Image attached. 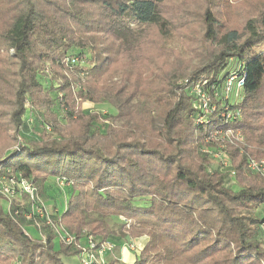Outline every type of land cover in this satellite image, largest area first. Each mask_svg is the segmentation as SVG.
<instances>
[{
    "label": "trees",
    "instance_id": "1",
    "mask_svg": "<svg viewBox=\"0 0 264 264\" xmlns=\"http://www.w3.org/2000/svg\"><path fill=\"white\" fill-rule=\"evenodd\" d=\"M165 1L0 0V165L36 184L70 180L61 221L75 237L56 249L51 227L35 238L22 211L0 206V264H65L86 234L146 236L132 264H264V175L248 168L264 158V5L228 28L207 6L184 55ZM230 72L244 79L235 99L223 94ZM202 75L220 109L201 126L192 84ZM104 100L117 110L107 124L81 107ZM225 108L242 117L226 122ZM61 117L52 139L48 122ZM216 128L245 135L224 148L227 167H209L203 151L218 146L206 142ZM109 217L127 222L114 231Z\"/></svg>",
    "mask_w": 264,
    "mask_h": 264
},
{
    "label": "rangeland",
    "instance_id": "2",
    "mask_svg": "<svg viewBox=\"0 0 264 264\" xmlns=\"http://www.w3.org/2000/svg\"><path fill=\"white\" fill-rule=\"evenodd\" d=\"M255 5H264V0H166L163 5L164 12L166 13L167 16L170 17L171 20H173L178 25L180 30V31L178 30V32H180V35L179 34L174 35L171 41V46L184 55L190 53L186 45L194 46L197 44L196 42L197 40L200 41L201 35L204 32L202 14L204 10L207 8V6L213 10V12L221 19V22L226 24L225 26L228 28V27H240L243 24L245 18L248 16V13L256 9ZM194 63L198 64L200 63V60L195 59ZM203 77L205 78L206 76L202 75L201 78ZM84 90L86 91L88 90V88L84 86ZM61 96H63V94ZM234 96H235L234 92H232L231 97L234 98ZM28 103L29 102L26 103V106H28ZM63 104L66 107V104L65 103ZM81 107L86 113L92 112L101 115L103 123L105 122L104 124L110 122L109 119L106 118L110 117V115L116 114L117 112L113 104H111L107 100L101 101L99 103H94L92 101H84ZM216 109H220V108L218 107ZM240 116L242 117V113L240 114ZM119 122L120 121L115 120L113 121L112 124L118 125ZM58 123H59V127L58 125L56 127L55 122H51V123L48 122L50 128L46 129L45 133L49 135L50 138L52 139H60V134L56 129L64 128L65 125L67 124V118H62V117L59 118ZM260 124L264 125V122ZM32 130L33 133L36 134L37 136H39L41 133V132L39 133V131H36V129H32ZM20 131L23 130L21 129ZM241 135L243 137L242 141H235L234 143H225V144H235V143L244 142L245 135L244 133H242ZM18 136H20L19 139L16 140L15 144H13L10 149H13L14 146L19 145L17 143L22 142L23 144V140H24L22 138L23 135L21 136L20 134H17V138ZM206 147L208 146H204V148ZM210 149L212 150V148ZM218 159L219 157L214 156V154L208 156V161H207L209 164L208 166L212 168L217 167L220 163V160ZM37 185H38L39 193L43 199V202L46 205L50 214H54L57 216H59L58 214H62L63 211L66 209V201L68 200L69 193L67 191L64 192L58 188L55 182V177L49 178L46 181V183L43 184L41 182H38ZM16 198L21 199L22 202L25 204V199L22 198V196H16ZM0 206H2L6 211H8L9 205H8V201L5 198H0ZM260 210L264 213V207L263 208L261 207ZM55 218L56 220H59V217H55ZM28 222L26 225H24V231L27 232L28 235H31L35 238L40 237L38 230L34 227L35 226L33 224L34 221H30L28 219ZM43 222L44 220H41L42 224ZM125 222L127 221L123 217L119 219H114L113 217L111 218L109 217L108 219L109 226L114 231H118L120 229V225L118 224H122ZM41 223L39 224L41 225ZM44 225L46 224L44 223ZM45 230L46 229L44 226V233L46 232ZM90 235H92L96 239L98 243V247L102 242H108V241L111 242L109 243V246L111 247L110 249L111 251L108 250L109 253L106 255L105 261L107 260L109 261L113 258H117L121 262H126L125 259L119 257L120 250L125 248L135 253V255H137L139 251L142 250L144 246V242L146 241V236L133 238V239H129V238L116 239L115 237H111V236L108 238H104L103 236L98 234L96 235L90 234ZM54 243H55V248L59 249L61 247L60 237L55 238ZM76 243H79V241H77ZM96 248L94 250H96ZM62 259L65 264H83L82 255L79 253L69 256L63 255ZM97 261H99V258H97Z\"/></svg>",
    "mask_w": 264,
    "mask_h": 264
},
{
    "label": "built area",
    "instance_id": "3",
    "mask_svg": "<svg viewBox=\"0 0 264 264\" xmlns=\"http://www.w3.org/2000/svg\"><path fill=\"white\" fill-rule=\"evenodd\" d=\"M209 82V78L203 77L201 80L195 81L192 84V94L195 95L197 107L200 108L196 115L195 122L197 125L201 126L212 123V115L217 111L216 108H218L214 97L204 89V85H207ZM224 84V98L230 99L232 92H234V95H238L243 87L244 79H238L236 72H230ZM215 98L219 99L218 97ZM227 109L228 108H225L220 114L222 117L226 118V122L229 121V118L234 120L240 117L239 113H231ZM48 128L50 127L48 126L47 129ZM241 134L242 131L235 128H228L226 130L216 128L210 132V135L206 138V142L209 143L213 140L218 146L215 150L206 147L203 148V151L219 157L218 160H220V163L227 167L229 165V157L224 151L227 145L225 143L242 141L243 137ZM20 145L22 146V144H19L14 146L13 149L19 150ZM248 168L255 173L264 175V158L260 160H250L248 162ZM55 182L58 188L64 192L72 184V182L65 177H56ZM0 196L8 201V212L10 215L14 217L15 214L22 211L27 220L34 221L33 224L35 226H33L38 230L40 238L45 239L44 226H49L55 231L57 237H60L63 243L68 245L74 243L75 237L66 230L61 222L60 218L62 214H58L59 216H57L50 214L48 211L39 193L38 185L31 179L24 177L21 173L14 172L10 166L4 164L0 165ZM16 196H22V198L25 199V204L21 199L16 198ZM14 205L20 206L22 209L17 208L13 212ZM55 217H59V220H56ZM41 220H44L43 224ZM39 223H41V225ZM44 223L46 225H44ZM25 233L27 234V232ZM109 243L111 242H102L98 247V243L92 235L86 234L83 236L78 243V246L82 249L80 254L82 255L83 264H100L105 262V257L109 253L108 250L111 249ZM95 248L96 250H94ZM97 258H99V261H97Z\"/></svg>",
    "mask_w": 264,
    "mask_h": 264
},
{
    "label": "crops",
    "instance_id": "4",
    "mask_svg": "<svg viewBox=\"0 0 264 264\" xmlns=\"http://www.w3.org/2000/svg\"><path fill=\"white\" fill-rule=\"evenodd\" d=\"M119 257H121L122 259H125V261L128 262L129 264H132L136 259L135 253H133V252H131L125 248L120 250Z\"/></svg>",
    "mask_w": 264,
    "mask_h": 264
}]
</instances>
